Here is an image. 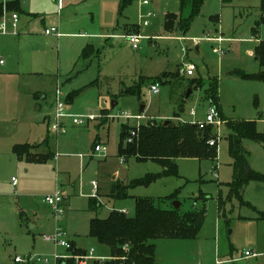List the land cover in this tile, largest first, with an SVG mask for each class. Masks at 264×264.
Segmentation results:
<instances>
[{"label":"rangeland","instance_id":"obj_1","mask_svg":"<svg viewBox=\"0 0 264 264\" xmlns=\"http://www.w3.org/2000/svg\"><path fill=\"white\" fill-rule=\"evenodd\" d=\"M120 3L62 0L58 11L55 0H19L17 34L0 36V264H16V257L30 259V264H56V257L69 256L70 250L43 239L57 227L74 248L110 257L107 247L89 237L90 219H106L112 211L133 217L136 198L157 202L172 195L179 211L204 208L205 220L194 239L152 241L157 264H215L216 256L239 260L234 264L264 263V220L258 219L264 214V184L252 182L242 191L245 204L227 199L233 168L226 123L214 127L215 160L178 159L175 175L129 189L126 199L107 198L112 181L124 187L162 172L155 162L119 156L123 127L126 141L131 131L138 133L135 120L120 116L144 117L139 128L167 121L201 123L208 110L207 85L214 81L225 122H254L256 131L264 134V81L234 74L261 71L256 61V49L264 41L260 0H205L185 32L164 29L168 14L177 22L189 17L190 8L181 11L179 0H135L124 9ZM148 13L149 26L143 27ZM53 26L59 38L44 35ZM137 26L144 38L134 50L127 37L138 35ZM87 47L93 54L84 58ZM185 64L193 67L192 77H184ZM164 73L171 76L163 80L166 84L159 83L158 94H152L150 86ZM191 80L204 84L191 89ZM57 88L65 102L79 91L66 103L68 115L98 119L84 126L64 119L66 133L55 135L51 129ZM133 90L138 92L128 93ZM96 140L105 145L104 157L92 156ZM19 146H33L31 157L18 156ZM242 146L250 168L264 176L263 146L251 140H243ZM92 182L99 186L101 204L93 210ZM57 188L64 204L58 221L44 202ZM173 202L162 207H173ZM245 251L258 258L242 259Z\"/></svg>","mask_w":264,"mask_h":264},{"label":"trees","instance_id":"obj_2","mask_svg":"<svg viewBox=\"0 0 264 264\" xmlns=\"http://www.w3.org/2000/svg\"><path fill=\"white\" fill-rule=\"evenodd\" d=\"M135 0H121V8L124 9ZM226 3L230 0H224ZM205 0H179L180 10L183 11L190 8V15L186 19H180L177 22L176 16L168 14L165 17L164 29L169 32L177 27L185 32L190 24L191 19L199 14L200 8ZM7 12H15L19 15L20 9L18 0H13L6 6ZM260 11L262 17L261 23H264V0H260ZM3 15V8L0 5V18ZM93 53L90 47L85 48L82 57L89 58ZM256 61L261 66V71L256 75H246L240 71L234 74L242 78H252L264 81V41L259 43L256 49ZM172 74V73H171ZM174 75V74H173ZM171 76L164 73L153 83L166 84L163 80L165 77ZM191 89L200 88L201 81L191 80ZM160 85V84H159ZM208 100L214 106L218 107L217 84L209 81ZM79 91L75 92L76 95ZM138 90L129 91L135 94ZM69 94L66 102L74 96ZM220 112V111H219ZM224 121V120H223ZM226 127L230 134L227 137L229 146V155L232 159L233 175L232 180L227 184L229 190L228 200L233 198L242 202L241 194L243 189L251 182L263 183L264 176L253 171L248 161V152L243 148V140L254 141L264 148V134L256 131L254 122L231 121L226 122ZM213 127L208 126L203 130H199L197 126L187 123L175 125L165 123L145 127L140 126L137 137L131 142L125 139L126 129L123 127L121 133V142L119 156L128 158L133 157L138 162L152 161L157 163L162 172L156 175H148L139 180H133L130 184L121 186H112L110 196L113 200H123L128 198L127 191L139 186H149L161 177L175 175V161L181 158L187 159H207L215 160L216 151V133H212ZM214 140L213 146L209 145V141ZM126 141V142H125ZM126 144L124 146L123 144ZM31 147L19 146L15 149L18 156H29ZM176 199L174 195L157 202L150 199H135L134 216L129 217L127 214L118 211H112L106 219L93 218L89 224V237L96 240L101 246L107 247L110 252L111 261L104 263L92 262V264H157L155 248L152 241L160 238H183L194 239L202 228L205 220L204 208L199 210H189L182 212L175 210L173 207H162L167 203H171ZM100 205L93 198L89 200V208ZM223 208L221 199L218 203V212L220 214ZM260 220H264V214H260ZM73 246V245H72ZM72 255H82L85 251L76 249L73 246ZM56 264H76L73 258L60 260Z\"/></svg>","mask_w":264,"mask_h":264},{"label":"built area","instance_id":"obj_3","mask_svg":"<svg viewBox=\"0 0 264 264\" xmlns=\"http://www.w3.org/2000/svg\"><path fill=\"white\" fill-rule=\"evenodd\" d=\"M13 0H0V5L3 8V15L0 18V35L4 36L6 34H9L10 32L8 31V26L12 28V34L16 35L17 32V24L19 20V15L15 12H7L6 6L8 3L12 2ZM143 6L148 5V2L143 1L142 2ZM59 9H60V3H59ZM152 15L148 13L144 19H142V26L147 27L149 26V21L148 19ZM45 35H54L56 37H59L60 34L58 33L56 28H50L46 29L44 31ZM144 37L140 35H135V36H128L127 37V42L130 44L132 49L136 50L138 49V44L139 41L142 40ZM221 40V39H220ZM219 40V41H220ZM0 64H2L0 62ZM183 75L190 77L194 73V69L191 65L185 64L183 67ZM150 91L152 94H158L159 93V84L154 83L150 86ZM63 95L60 93L59 89L57 88L56 93H55V106H54V112H53V125L51 131L54 132L56 135H63L66 133V126L64 125L63 121L64 119L70 120L71 124L73 126H84L86 123L90 121L96 120V116L93 115H88L84 117H75V116H70L66 113V102L63 100ZM194 113L193 111L190 112V115L192 116ZM119 119H123L125 121H128L129 119H133L137 122L135 127L137 128L136 131L139 130V122L141 120H144V117L142 116H135V117H129L127 115H123L118 117ZM221 124V117H220V112L218 109L214 106V104L208 100V110L207 114L205 116V120L201 123L194 124L195 126L198 127L199 130H203L208 126L211 127H216ZM130 135L132 136L127 140V142H131L134 138L137 137V133L135 131H131ZM215 143L214 140L209 141V145L213 146ZM106 154V148L104 145L98 144L94 146L93 148V155L92 156H97V157H104ZM216 177V175H214ZM11 184L12 186H16V180L14 178L11 179ZM93 189H97V184L92 183ZM44 202L51 208L54 218L58 221V219L61 218L63 214V209H62V204H63V196L59 188L56 189L55 193L51 196H47L44 199ZM65 238V234L59 230V227L56 228L55 233L52 236H44L43 239L46 242H53L56 246L65 248L67 250L72 251L73 246L72 244L66 242L63 240ZM246 257H250V253L246 252L245 253ZM73 258L76 264H88V261L92 262H99V263H104L106 261H111L112 259L110 257L106 258H101V257H95L94 256V250H90L89 252H85L82 255H77L74 256L70 254L69 256H64V257H56L55 261L56 263L60 260H66L68 258ZM15 263L17 264H30L32 261L30 259H21V258H15Z\"/></svg>","mask_w":264,"mask_h":264},{"label":"crops","instance_id":"obj_4","mask_svg":"<svg viewBox=\"0 0 264 264\" xmlns=\"http://www.w3.org/2000/svg\"><path fill=\"white\" fill-rule=\"evenodd\" d=\"M54 1V0H53ZM56 1V3H57V10L59 11V10H61V7H62V0H55ZM59 3H60V9H59ZM18 6H19V0H18ZM20 9V8H19ZM51 28H56L57 29V31H58V27H51ZM137 31H138V35H140V33H139V26H137ZM46 30V29H45ZM8 31H10V34H12V28L10 27V26H8ZM16 32H17V30H16ZM58 33H59V31H58ZM60 34V33H59ZM13 35V34H12ZM45 35V34H44ZM81 36H83V34H80ZM0 36H2V35H0ZM45 36H47V35H45ZM48 36H50V35H48ZM54 36V35H53ZM141 36V35H140ZM56 37V36H55ZM60 37V36H59ZM59 37H56V38H59ZM142 37H144V36H142ZM146 38V37H145ZM221 41H223L222 39H221ZM197 48V50H198V47H196ZM195 48V49H196ZM1 65V64H0ZM193 75H194V73H193ZM192 75V76H193ZM192 76H190V77H192ZM184 77H187V76H184ZM67 103V102H66ZM218 107H219V104H218ZM144 110V109H143ZM218 111H220V110H218ZM143 112V111H142ZM220 117H221V124L220 125H222V124H225L226 122V119H224L223 117H222V114H221V112H220ZM96 119H98V117H96ZM169 119V118H168ZM176 120H178L179 121V118H175ZM224 120V121H223ZM228 121V120H227ZM140 123V122H139ZM217 127V126H216ZM215 133H216V130H215ZM56 135V134H55ZM64 135V134H63ZM57 136H59V135H57ZM94 145L93 146H96V145H98V144H101V145H104L103 143H101V141H99V140H96L94 143H93ZM105 146V145H104ZM30 147H32L33 148V146H30ZM94 148V147H93ZM80 155L81 154H77V157L79 158V159H81V157H80ZM92 155H93V150H92ZM106 155V154H105ZM54 157H56V155H54L53 156V158ZM97 157V156H96ZM80 161V160H79ZM214 175H216V174H214ZM116 176H117V173H115V175L113 176V178H112V180L114 179V178H116ZM232 180V179H231ZM231 182V181H230ZM229 182V183H230ZM93 183V182H92ZM112 183H113V181H112ZM111 183V187H110V189H109V193H108V195H107V198H109V199H111V200H113V198L110 196V191H111V188H112V186H113V184ZM228 183V184H229ZM252 183V182H251ZM250 184V183H249ZM249 184L243 189V193H245V191H246V189H247V187L249 186ZM12 185V184H11ZM91 186H92V190H93V195L91 196V197H89V200L90 199H95L96 201H97V203H98V191H99V186L97 185V189L96 190H94L93 189V185L91 184ZM226 186H227V184H226ZM13 188H15L14 186H12ZM228 192H229V190H228ZM242 195V194H241ZM88 196V195H87ZM242 198V197H241ZM114 201H118V200H114ZM99 204V203H98ZM241 204H245L243 201L241 202ZM247 204V203H246ZM63 205L64 204H62V207H63ZM99 205H101V204H99ZM51 209V208H50ZM118 212H121V211H118ZM111 213V212H110ZM109 213V214H110ZM124 213V212H123ZM219 213V212H218ZM221 213V212H220ZM109 214H108V216H109ZM126 214V213H125ZM107 216V217H108ZM106 217V218H107ZM93 219V218H92ZM259 219V218H258ZM260 220V219H259ZM90 221H91V219H90ZM90 221H89V224H90ZM83 251H85V250H83ZM217 251H219V250H217ZM86 252V251H85ZM246 252H249V251H245L244 252V257L242 258V259H244V260H249V259H254V258H258V256H256V253H254V252H249L250 253V257H246L245 256V253ZM260 255H261V253H259ZM156 257V256H155ZM17 258V257H16ZM15 260V259H14ZM236 261H239V260H237V259H232L231 257H220V256H216V258H215V261H214V263L215 264H234V262H236ZM14 263H15V261H14ZM17 264V263H16ZM255 264H264V263H260V262H255Z\"/></svg>","mask_w":264,"mask_h":264},{"label":"water","instance_id":"obj_5","mask_svg":"<svg viewBox=\"0 0 264 264\" xmlns=\"http://www.w3.org/2000/svg\"><path fill=\"white\" fill-rule=\"evenodd\" d=\"M196 50H197V48H196ZM188 94H191V92L189 91ZM188 94L186 95L185 99L188 98ZM114 106H115V104H112V108H113ZM143 109H144V108L141 107L140 112H142ZM180 112H183V110H181ZM168 123H169L168 121L165 122L166 125H167ZM212 133H213V134L215 133V129H213ZM172 206H173V208H174L175 210H178L179 207H180V204H179L178 202H173V203H172Z\"/></svg>","mask_w":264,"mask_h":264}]
</instances>
